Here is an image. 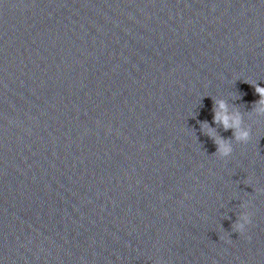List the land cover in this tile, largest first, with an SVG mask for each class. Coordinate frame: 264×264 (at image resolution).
<instances>
[{
    "label": "water",
    "instance_id": "1",
    "mask_svg": "<svg viewBox=\"0 0 264 264\" xmlns=\"http://www.w3.org/2000/svg\"><path fill=\"white\" fill-rule=\"evenodd\" d=\"M263 28L264 0H0V264H34Z\"/></svg>",
    "mask_w": 264,
    "mask_h": 264
},
{
    "label": "clouds",
    "instance_id": "2",
    "mask_svg": "<svg viewBox=\"0 0 264 264\" xmlns=\"http://www.w3.org/2000/svg\"><path fill=\"white\" fill-rule=\"evenodd\" d=\"M255 89V94L259 96V99L253 103L252 112L258 115L264 116V87H261L256 82H246ZM213 100V121L215 125L222 127L225 132L231 130L233 138L225 139L220 136L216 130L208 121H198L200 130L203 135L209 137L216 146V152L214 155L221 160H227L234 152L233 140L237 144H247L252 139V128L245 126L244 113H242L237 107L235 111H232L227 101L215 98ZM241 99V98H240ZM242 207L245 209L236 222L232 225L234 233L243 235L247 228L252 223V213L246 211L249 207L248 204H243Z\"/></svg>",
    "mask_w": 264,
    "mask_h": 264
}]
</instances>
